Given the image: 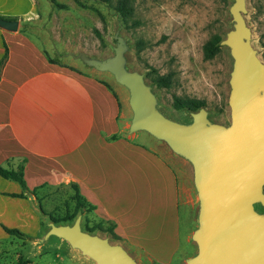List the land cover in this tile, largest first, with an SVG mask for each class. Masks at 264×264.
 <instances>
[{"label":"crops","instance_id":"1","mask_svg":"<svg viewBox=\"0 0 264 264\" xmlns=\"http://www.w3.org/2000/svg\"><path fill=\"white\" fill-rule=\"evenodd\" d=\"M0 16L35 21L36 0H0ZM6 48L0 71V165L17 169L25 161L30 191L76 184L94 206V217L112 224L120 242L146 264H172L186 256L190 246L182 221L189 194L180 164L148 137L120 133L119 124L126 129L127 122L118 120L117 104L98 83L49 62L19 31L0 29V59ZM21 193L17 183L0 177V237L7 235L4 217L38 222L29 197L7 195Z\"/></svg>","mask_w":264,"mask_h":264},{"label":"water","instance_id":"2","mask_svg":"<svg viewBox=\"0 0 264 264\" xmlns=\"http://www.w3.org/2000/svg\"><path fill=\"white\" fill-rule=\"evenodd\" d=\"M228 12L229 29L218 43L231 59L227 124L210 120L204 107L191 111L187 121L166 116L144 74L128 66L130 44L119 19L106 57L63 52L49 39L57 59L108 75L123 89L129 109L125 135L161 144L188 169L194 201L189 242L195 252L182 256L183 264H264V63L252 45L246 0H232ZM18 28L17 20L0 19V29ZM40 213L48 227L40 244L54 238L92 264H144L122 244L84 231L82 212L62 225Z\"/></svg>","mask_w":264,"mask_h":264},{"label":"rangeland","instance_id":"3","mask_svg":"<svg viewBox=\"0 0 264 264\" xmlns=\"http://www.w3.org/2000/svg\"><path fill=\"white\" fill-rule=\"evenodd\" d=\"M116 1L112 0L110 4H100L88 0L84 1L85 7H81L76 5L72 0H36L39 17L30 23H19L18 31L35 48L40 50L48 61L56 60L60 65L65 67L69 66L72 71L83 74L87 79L102 86L117 104L118 120L122 119L126 124L129 118V109L126 103V94L123 89L116 85L108 75L98 74L69 60L57 59L53 55L49 40L51 39L57 48L63 52L81 51L97 57H106L111 54L110 44L113 33L118 28L119 19L123 24L121 34L130 44V50L126 54L128 66L131 70H136L144 74L145 81L152 85L160 109L166 116L178 121H187L190 119L189 113L191 111L186 109L178 110L174 107L173 99L174 97H178L181 99L202 101L204 103L202 107L208 111L210 120L215 123L227 124L229 122V108L227 106L229 92L228 76L231 69V59L228 56L226 48L219 47L216 55L208 59L216 60L223 65L222 71L219 72L220 81L217 85L219 89V100L208 102L203 99L191 98L188 95H177L176 89L180 88L181 85L177 79L178 73L173 67L174 60H169L164 65L168 69L167 75H161L156 67L149 65L141 56V52L145 48L151 49L158 45H164L168 39L167 37H163L156 43H153L154 38H145L148 30L153 27V22L152 20H146L143 12H148L150 10L149 6H154L157 0H139V8L137 7V0H129L134 12L132 18L126 22L122 21L118 13L114 10ZM199 2L200 0H181V7L184 3L199 4ZM214 2L216 4V17L208 25L209 38L207 42L214 36H220L222 40L225 32L229 29L228 22L231 18L228 10L232 0H214ZM57 4L64 5L65 8L58 7ZM246 8L247 14L245 20L252 32V45L257 50L258 57L264 63V0H246ZM140 9H143V12ZM141 29H144V33ZM184 34L182 30L174 29L173 35L175 39H183ZM160 77H168L170 85L168 87L158 85L156 80ZM122 125V123L119 124L120 133L121 130H124V132L126 130ZM140 137L148 139L145 136L140 135ZM148 140L151 144L163 150L166 155L172 160H175L183 168L185 184L189 194V210L187 215L184 214L183 216L182 236L188 241L192 229L191 216L194 208L188 169L175 159L164 146L153 142L151 139ZM70 184H60L57 186L43 185L33 189L35 190L33 193L26 194V198L24 199H28L29 197V200L35 208L34 210L38 220L37 223L35 222V225L31 224L32 220L29 216H23L22 218L7 216L2 218L7 227L19 230L24 236L21 238L8 235L0 237V264H17L19 259H23L26 264H92L90 260L81 258L78 252L70 250L66 244L58 242L54 238H51L43 244L38 243L42 234L48 230L40 213L41 210L39 211L40 205L42 210L45 211V214L49 213V215L51 214L55 217L59 214L66 212L73 213L75 211L76 204L72 200L74 190ZM80 212L83 213L82 229L84 231L88 232L86 230L87 226L91 227L97 222H102L103 225L101 228L88 233L98 234L100 237L108 238L112 244H122L116 234L114 237L105 232L108 223L106 224L102 220L96 219L93 215L94 212L86 213L83 210H79L77 215ZM45 217L53 222L48 215H45ZM72 222L56 225L71 224ZM1 232L4 233L2 230ZM188 244L190 249L186 255H192L195 252V247L190 242ZM182 245V248L186 249L185 241L182 242ZM126 249L132 254L128 248ZM141 262L146 264L142 259ZM172 264L183 263L180 260H175Z\"/></svg>","mask_w":264,"mask_h":264},{"label":"clouds","instance_id":"4","mask_svg":"<svg viewBox=\"0 0 264 264\" xmlns=\"http://www.w3.org/2000/svg\"><path fill=\"white\" fill-rule=\"evenodd\" d=\"M149 8L148 12L140 9L144 18L153 22L145 38H154L153 43L163 37L168 39L164 45L145 48L141 52L143 59L156 67L161 75H167L168 69L164 65L174 60L173 67L181 85L176 89L177 95L208 102L219 100L217 85L223 65L216 60L204 59V46L209 38L208 25L216 17L214 0H200L199 4L184 3L182 7L181 0H157ZM174 29L182 30L184 38L175 39ZM141 31L144 33V29Z\"/></svg>","mask_w":264,"mask_h":264},{"label":"trees","instance_id":"5","mask_svg":"<svg viewBox=\"0 0 264 264\" xmlns=\"http://www.w3.org/2000/svg\"><path fill=\"white\" fill-rule=\"evenodd\" d=\"M76 5L85 7L84 1L88 0H72ZM93 1L96 3L100 4H110L112 0H89ZM58 7L65 8L64 5H58ZM114 10L118 13L122 21L126 22L128 19L132 18L134 9L129 3V0H117L114 5ZM0 19H6V20H14L13 18L10 17H3L0 16ZM221 41L220 36H214L209 40L205 46H204V58L205 59H211L213 58L216 53L219 51L218 43ZM7 59V48L5 51L4 56L0 59V71L2 67L5 64V61ZM51 63H58L56 60H49ZM157 84L163 87H168L170 85L168 77H160L158 80H156ZM173 105L176 109L178 110H189V111H197L200 107L204 106V103L202 101H195V100H187V99H181L178 97H174L173 99ZM113 139H116L117 136H113ZM24 163L25 161H22V163L17 167V169H11V168H6L0 165V177L17 183L21 189L22 193L21 194H7L8 196L15 197V198H26L27 193H33L35 190L30 191L27 186H26V181L24 178ZM70 186L74 190V196L72 197V200L76 204L75 211L73 213H63L59 214L58 216H53L49 215V213L45 214V211L42 210V208L39 206L41 212L44 215H48L50 217V220H52L55 224H60V223H68L72 222L74 218L77 215V212L79 210H83L86 213L93 212L94 211V206L89 204L80 194L78 187L75 184H70ZM102 222H97L93 226L89 227L87 226L86 230L88 232H93L96 229L101 228ZM108 227L105 228V232L109 233L110 235L115 237L114 233V226L112 224H107ZM3 231L8 235V236H13L17 238H21L24 236L22 232H20L17 229L14 228H7L5 226H1ZM17 264H26V262L23 259H19Z\"/></svg>","mask_w":264,"mask_h":264}]
</instances>
